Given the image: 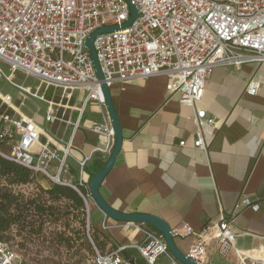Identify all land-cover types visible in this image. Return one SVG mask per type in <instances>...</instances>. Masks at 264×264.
<instances>
[{
  "label": "built area",
  "instance_id": "obj_1",
  "mask_svg": "<svg viewBox=\"0 0 264 264\" xmlns=\"http://www.w3.org/2000/svg\"><path fill=\"white\" fill-rule=\"evenodd\" d=\"M131 3L138 16L122 29L130 18L126 0H0V83L14 88L17 94L14 100L0 88V155L27 169L34 178L75 191L82 201L81 208L74 210L67 201L55 205L68 207L69 221H73L74 213L79 214L82 233L90 242L93 233L90 206L94 201L89 183L83 180V168L90 156L78 162L79 178L74 181L68 163L73 135L66 143H54L34 114L22 112L25 102L34 99L46 105L42 116L45 126L72 124L76 129L87 104L105 108L102 82L110 89L128 80L165 75L167 92L177 94L178 102L194 112L193 146L206 152L209 138L203 132L205 129L213 132L219 121L208 118L196 105L213 68L239 69L246 63L264 65V0H131ZM106 26L118 29L99 35L93 42L103 74V81H99L84 42L95 30ZM18 72L37 79L34 89L15 83ZM259 87V82L251 79L244 92L255 96ZM51 88L60 90L59 102L53 100V95L51 99L45 98V92ZM74 92L81 101L76 109L77 118L72 122L66 112L72 109L69 102ZM89 130L107 137L111 145L108 143L106 149L97 151L108 153L113 130L107 113L102 112V120L93 122ZM179 146H184V141ZM14 187L24 201L40 195L35 183ZM29 189L35 193L31 195ZM42 197L47 199L46 195ZM245 208L257 210L258 205L243 198L236 202L229 218L221 214L216 223L201 232L181 227L172 233L174 237L193 238L186 256L196 264H204L206 247L212 242L222 255L234 252L239 264H264V240L256 251L243 252L235 246L239 234L234 230L233 220ZM135 227L143 235L139 244L119 246L109 252L94 246L92 264H156L162 256L170 257V264H180L161 234L144 224ZM108 229L107 223L102 224V230ZM127 248L137 255L123 256ZM0 264H20L17 252L6 240L0 241Z\"/></svg>",
  "mask_w": 264,
  "mask_h": 264
},
{
  "label": "crops",
  "instance_id": "obj_2",
  "mask_svg": "<svg viewBox=\"0 0 264 264\" xmlns=\"http://www.w3.org/2000/svg\"><path fill=\"white\" fill-rule=\"evenodd\" d=\"M167 79L155 75L109 89L123 143L100 186L101 196L117 211L150 214L163 219L172 230L187 227L196 233L216 223L221 214L229 218L236 202L248 198L258 208H245L235 215L233 227L239 234L235 246L243 252L260 249L264 240V65L213 68L196 105L208 118L219 121L213 132H203L209 138L206 152L193 146L194 112L178 102L177 94L167 92ZM251 79L260 84L255 96L244 92ZM80 99L78 96L79 106ZM71 108L66 117L74 122L79 107ZM102 112L106 109L91 103L76 129L72 124L44 125L54 143H66L73 135L68 163L74 181L79 178L78 162L85 156L90 160L83 168V180L89 183L93 171L102 167L110 153L97 151L111 145L107 137L89 130L93 122L102 120ZM181 141L184 146H179ZM42 181L47 182L37 184L48 189L50 184ZM90 210L92 230L102 241L104 252L142 241V232L135 224L112 221L95 204ZM104 223L108 230H102ZM174 242L187 255L194 240L174 237ZM122 255L137 254L127 248ZM170 262V257L162 256L156 264ZM204 264H239V260L232 251L222 255L212 242L206 247Z\"/></svg>",
  "mask_w": 264,
  "mask_h": 264
},
{
  "label": "rangeland",
  "instance_id": "obj_3",
  "mask_svg": "<svg viewBox=\"0 0 264 264\" xmlns=\"http://www.w3.org/2000/svg\"><path fill=\"white\" fill-rule=\"evenodd\" d=\"M4 70L6 71V68H4ZM14 81L18 84L28 85L32 89L38 84L36 78L26 76L19 72L15 74ZM0 88L3 92H8L14 100H16L17 94L14 88L8 85L4 86L2 83H0ZM41 91L44 90L41 89ZM52 95L54 96L53 100L59 102L61 96L60 90H52L51 88L45 92V98L47 99H51ZM77 98L78 93L74 92L69 102L70 107H74L75 105L79 107ZM25 103L26 105L22 112L24 114H36V117H38L37 121L42 123L44 127L42 116L46 105L34 99H28ZM62 103L65 104V101ZM12 112L13 111H11V113ZM41 141H43V139H41ZM2 150L6 151L5 148H2ZM41 180L42 179L39 177L34 178L33 183L36 184L41 182ZM0 183L5 184L2 180H0ZM44 183L47 184V182ZM11 190L14 194L20 195L18 188L11 187ZM27 192L31 195L35 193L31 189L27 190ZM59 206H61V212L67 207L65 205ZM11 212L13 214L15 213L14 210ZM69 217L70 215H67L59 218L57 221L53 220V217L50 216H47L45 219L41 217L42 229L38 234H30L25 228L18 225H11L2 233V240H6L17 252L20 264H92V256L94 254L93 247L95 246L98 250H101L100 244L102 241L99 240V236L94 232L91 235V242L83 235L79 214L76 215L74 213L72 215L73 221H69ZM26 220H34L37 222L39 218L30 215ZM61 238L70 239L71 242L69 246L63 242H59ZM101 251L104 252V250Z\"/></svg>",
  "mask_w": 264,
  "mask_h": 264
},
{
  "label": "trees",
  "instance_id": "obj_4",
  "mask_svg": "<svg viewBox=\"0 0 264 264\" xmlns=\"http://www.w3.org/2000/svg\"><path fill=\"white\" fill-rule=\"evenodd\" d=\"M98 170H94L92 175ZM0 180L5 183H0V241L3 239L2 233L11 225H18L25 228L30 234H38L42 229V216L47 215L57 221L59 218L69 215L68 207L64 208L63 212H61V206H57L55 203L60 201L71 202L74 210H78L82 206V201L75 191L68 187L55 184H50L48 189L43 190L36 183L40 195H37V198L34 200L24 201L20 195L12 192L11 187L33 183L34 177L30 175L27 169L7 160L1 155ZM41 195H46L47 199L42 198ZM47 201L51 204L47 205ZM13 210L15 212L14 214L11 212ZM31 211L32 213H30ZM30 215L38 217V223L34 220H26ZM59 242H63L69 246L71 240L61 238Z\"/></svg>",
  "mask_w": 264,
  "mask_h": 264
},
{
  "label": "water",
  "instance_id": "obj_5",
  "mask_svg": "<svg viewBox=\"0 0 264 264\" xmlns=\"http://www.w3.org/2000/svg\"><path fill=\"white\" fill-rule=\"evenodd\" d=\"M126 2L128 3L130 9V18L122 24L121 26L122 29L129 27L138 16L137 10L135 6L131 3V0H126ZM117 29H118L117 26H106L99 28L95 30L84 42L85 48H87L90 53L92 65L99 81H103V74L100 70L99 63L97 61V56L93 46V42L99 35L110 33L116 31ZM101 89L104 96L106 113L109 117V121L113 130V143L106 161L103 163L102 167L93 174L92 178L89 181V189L94 204L96 205L97 208H99L103 212V214L107 218H109L112 221L122 222V223L144 224L151 227L152 229H154L155 231H157L159 234L162 235L163 240L169 252L178 263L196 264L193 260L188 258L177 248L174 242V234L172 233V229L169 226V224L165 222L163 219L150 214H143V213L131 214V213H123L117 211L113 209L111 206H109L101 196L99 191L100 186L102 185L105 177L109 174V172L113 168L123 143L122 129L112 103L110 90L104 82L101 83Z\"/></svg>",
  "mask_w": 264,
  "mask_h": 264
}]
</instances>
